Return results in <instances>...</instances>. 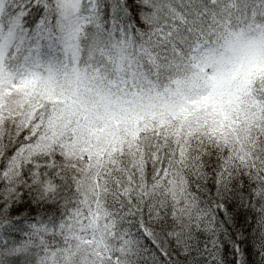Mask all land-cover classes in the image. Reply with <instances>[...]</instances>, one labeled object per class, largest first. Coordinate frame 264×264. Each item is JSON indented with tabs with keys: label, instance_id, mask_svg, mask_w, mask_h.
Listing matches in <instances>:
<instances>
[{
	"label": "snow or ice",
	"instance_id": "snow-or-ice-1",
	"mask_svg": "<svg viewBox=\"0 0 264 264\" xmlns=\"http://www.w3.org/2000/svg\"><path fill=\"white\" fill-rule=\"evenodd\" d=\"M0 264H264V0H0Z\"/></svg>",
	"mask_w": 264,
	"mask_h": 264
}]
</instances>
